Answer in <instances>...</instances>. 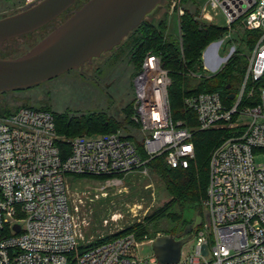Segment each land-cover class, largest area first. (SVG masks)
Listing matches in <instances>:
<instances>
[{
    "label": "built area",
    "instance_id": "1",
    "mask_svg": "<svg viewBox=\"0 0 264 264\" xmlns=\"http://www.w3.org/2000/svg\"><path fill=\"white\" fill-rule=\"evenodd\" d=\"M42 1L25 0L23 9ZM172 3L182 16L181 0ZM217 15L223 16L230 37L258 34L248 54L233 46L223 58V40L210 43L205 66L187 73L200 81L217 75L234 56L245 57L244 77L237 91L228 93L229 103L217 92L191 94L184 105L195 116L196 128L175 121L170 72L160 57L149 54L134 78L131 121L143 136L146 156H163L171 169H189L196 160L195 132H226L208 160L203 206L209 219L195 231L193 253L182 250L179 264H264V0H207L196 18L217 26ZM57 140L48 111L21 108L0 117V264H158L154 253L139 255L142 244L134 234L81 245L70 211L71 177L146 170L137 145L121 131L78 136L68 140L71 152L62 159Z\"/></svg>",
    "mask_w": 264,
    "mask_h": 264
},
{
    "label": "rangeland",
    "instance_id": "2",
    "mask_svg": "<svg viewBox=\"0 0 264 264\" xmlns=\"http://www.w3.org/2000/svg\"><path fill=\"white\" fill-rule=\"evenodd\" d=\"M13 1L10 8L0 5V16L8 17L21 12L25 0L22 4H19L17 0ZM195 1L198 6H202L207 0ZM180 17L179 5L173 8L171 1L166 6L157 7L146 21L158 23L166 19V34L178 36ZM196 17H199V7ZM214 24L220 28L227 26L221 15L216 16ZM234 30L237 31V26ZM51 32V28L46 27L13 39L0 47V57L5 59L20 57ZM247 38L248 36L241 38L239 35L230 37L226 31L216 41L224 42L220 49V56L224 58L233 46L243 54L250 53ZM131 45V39L127 37L119 47L95 60L94 67L86 68L84 73L71 71L33 88L0 93V115L14 112L22 107H33L50 109L54 112L72 111L79 114L103 112L109 117L123 119L124 109L130 107L134 99V78L137 73L136 67L129 59ZM206 50L207 48L202 53L203 66H205ZM209 72L214 75L218 71L209 70ZM232 90L235 91L236 86ZM121 133L127 135L125 130H121ZM130 134L138 141L143 140L138 130L132 128ZM256 162L261 163L262 158L257 157ZM170 200L160 176L151 167H146V170L139 173L124 175L122 178L74 176L69 180L70 211L80 235L81 245L94 244L129 232L128 229L136 231L138 227L146 224V218L149 215L166 206ZM184 219L186 223L192 222L195 215L192 211L185 210ZM185 225L173 224L168 219L152 225L150 231H157L155 237H145L140 241L142 246L139 249V255H152V244L157 237L164 236L170 229L180 231L182 227L187 226ZM194 245V240L186 244L183 248L184 254L191 255ZM132 252L137 254L135 250Z\"/></svg>",
    "mask_w": 264,
    "mask_h": 264
},
{
    "label": "trees",
    "instance_id": "3",
    "mask_svg": "<svg viewBox=\"0 0 264 264\" xmlns=\"http://www.w3.org/2000/svg\"><path fill=\"white\" fill-rule=\"evenodd\" d=\"M23 1L17 0L19 4H22ZM180 6L184 10V14L180 17L179 35L166 34V19H162L158 23L145 20L128 36L132 43L129 59L138 73L147 55L152 54L160 57L164 67L170 72L169 101L172 117L175 121H183L191 129H195L197 126L196 118L185 108L184 99L191 94L217 92L225 103H229L227 100L228 93L236 92L240 86L246 71L247 60L243 56L236 55L217 75L200 81H192L187 73L190 70L202 68L203 51L210 43L220 39L227 29L198 21L196 15L199 6L195 0H181ZM245 36H248V47L253 49L258 39L257 32H247ZM228 86H230L229 90L227 89ZM234 86H236L235 91L232 90ZM22 108L52 113L58 136L56 143L62 159H66L70 155L71 147L68 143L70 139L85 135L111 134L125 130L127 135L124 136L137 145L143 160H147L146 166L156 171L164 183L165 191L171 200L166 206L149 215L144 226L138 227L136 231L128 229L129 232L103 239L92 244L93 246L128 234H134L138 241H142L145 237H155L157 231H150L151 227L164 219H168L173 224L187 225L182 227L180 231L170 229L164 234V236L182 238L185 230L194 221L186 223L184 219L185 210L192 211L195 217L203 215V203L209 183V156L220 143L222 137L226 135V132L220 130L195 132L193 139L196 160L189 169H171L165 164L163 156L149 159L144 151L143 141H138L130 134L132 128L138 130V126L131 121L133 101L130 107L124 109V117L121 120L113 116L109 117L103 112L79 114L72 111L54 112L50 109ZM18 110L0 115V117L11 115ZM123 176L104 178L113 179Z\"/></svg>",
    "mask_w": 264,
    "mask_h": 264
},
{
    "label": "water",
    "instance_id": "4",
    "mask_svg": "<svg viewBox=\"0 0 264 264\" xmlns=\"http://www.w3.org/2000/svg\"><path fill=\"white\" fill-rule=\"evenodd\" d=\"M79 0H43L21 12L0 19V47L13 39L39 31L58 20ZM171 0H88L26 54L0 58V93L29 89L68 72L119 47L159 6ZM230 89V86L227 87ZM230 99L234 95L229 96ZM209 212L197 215L182 238L157 237L153 253L158 264H179L182 250ZM207 255V247L203 248Z\"/></svg>",
    "mask_w": 264,
    "mask_h": 264
},
{
    "label": "flooded vegetation",
    "instance_id": "5",
    "mask_svg": "<svg viewBox=\"0 0 264 264\" xmlns=\"http://www.w3.org/2000/svg\"><path fill=\"white\" fill-rule=\"evenodd\" d=\"M88 0H79L69 11H67L65 14H63L58 20H56L55 22H52L50 23L49 25L45 26L44 28H51V31H53L56 27H58L59 25H61L62 23H64L68 18H70L75 11L79 10L82 5L84 3H86ZM172 1V0H171ZM169 1V3L171 2ZM13 0H0V5L6 7V8H10L11 5L13 4ZM22 10H23V6H22ZM21 10V11H22ZM151 15V14H150ZM149 15V16H150ZM5 15H1L0 18H5L4 17ZM43 29V28H42ZM40 29V30H42ZM107 54V53H106ZM105 55V54H104ZM0 58H3V57H0ZM101 58V57H100ZM100 58H97V59H93L91 62L89 63H86L83 67L82 70H76V71H80L81 73H84L85 72V69L86 68H92L94 67L95 65V60H98Z\"/></svg>",
    "mask_w": 264,
    "mask_h": 264
}]
</instances>
